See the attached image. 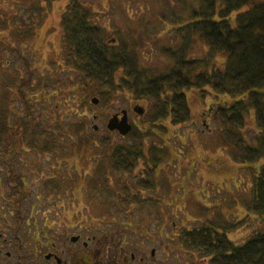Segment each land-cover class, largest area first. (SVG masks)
<instances>
[{
  "label": "rangeland",
  "instance_id": "374dc122",
  "mask_svg": "<svg viewBox=\"0 0 264 264\" xmlns=\"http://www.w3.org/2000/svg\"><path fill=\"white\" fill-rule=\"evenodd\" d=\"M67 1L0 0V16L4 17L0 18V25L16 26L19 24L16 16L18 13L23 15L22 18L26 17V22L28 19L32 20V25L40 21L41 50L40 52H29L27 48L25 49L28 64L32 63L33 57L37 55L41 65V75L47 76L54 74L49 64L50 61L55 60L58 63L57 84L54 83L52 88L46 87L42 90L45 96L52 94L56 95L57 99L51 97L46 102L43 99H31L34 104L31 106L32 114L28 117H35V119L24 118L31 125L38 123L40 127L53 132L54 145L59 148L58 152L52 150L39 154L28 147L26 144L28 138L24 137L20 143L21 146L9 152L12 155L10 160H13L10 170L16 174L21 170V174L24 175L23 185L15 183L16 188L24 189L22 194L24 198L16 200V203L11 202L9 190L14 184L7 183L5 180L7 177L0 173V186L3 189V195H0V246L3 253L0 255V264H45L42 254L49 247L44 248L40 244L45 245V240L49 236L52 239L56 234L54 228H42V224L44 222L47 227L50 226L52 220H56L55 214L59 215L63 209L68 213L85 214L86 212L91 220V227L94 230L97 229L96 224H92L98 218L93 214L95 213L93 206L97 209L99 205L96 199L93 200L98 191L97 185L91 183L92 179H98L95 177L93 162L104 159L102 149L106 146L121 147V150H124V146H129L128 139L126 140L115 131L106 129V123L112 115L121 110L127 111L128 121L132 126L134 124L142 126L143 119L146 117L148 102L138 100L139 98L133 94L126 92L111 94L112 97L105 96L104 99L107 100H103L102 103L99 104L98 100L97 104L90 105L88 104L90 98H86L85 92L76 90V86H64L68 77L72 79L76 75V70L64 64L59 66L62 60V35L59 26L61 13ZM81 1L92 7L90 12L94 14L97 24L102 25L101 21L104 23L109 33L107 38L111 42L121 37L128 44L136 47L139 63L142 66L154 72H163L167 69L168 59L160 53V48L174 45L176 40L167 36L169 33H165L169 25L164 23V20H160L159 4L156 0ZM40 5L42 6V19L39 20L37 16L29 18L32 11ZM146 27L156 32L154 39L149 38ZM10 38L6 59L11 63V67L0 71L2 72L0 74L5 73V77H11L12 87L7 88L0 84V96L9 92L6 90L12 89L11 96L17 97L23 92L21 89L17 91L19 78L16 79L17 71L12 66L15 64L22 66L23 63L22 59L17 58L18 41L15 36L13 39ZM199 44L197 42L194 46L192 53L194 57H201L204 53ZM220 56L214 61L215 65L224 61L225 55L222 58ZM33 79L35 81L34 77L31 80ZM22 89L33 92L29 87L22 86ZM258 90L264 93V85ZM209 93V95L202 96L197 89L185 91L191 112L190 120L187 122L189 127L174 128V126L163 123L168 127L167 132L161 135V143L154 142L159 151L163 149L160 153L163 162L156 163L152 168V179L154 180L151 187V203L148 204L146 202L148 200L145 202L141 200L138 204L142 206L141 214L136 216L134 221L138 229L136 234L138 240L149 238L148 242L153 240V245L170 241V239L179 240L181 231L198 228L201 224H207L213 220L225 227L237 225L235 229L225 230L235 244H239L241 238L247 233L245 225L249 224L250 219L254 217L248 214L246 206L252 197L249 164L235 163L230 159L226 147L221 143L219 130L209 116L210 108L215 106L213 99L216 104L229 105L231 101L244 97L215 94L211 91ZM92 97L99 99L98 95ZM22 102L21 99H11L10 108L14 109V115L12 114L9 120L12 122L14 117H17L19 121L21 116L27 115ZM136 105L144 109L140 116L132 111ZM245 120L244 134L249 137L257 131L254 111L250 106ZM72 127L83 128L80 131V139L82 142L85 141L84 146L77 142L79 135L71 129ZM145 139V147L151 145L149 141L152 139L159 140L158 138L148 140L147 137ZM105 140H109L110 144H105ZM50 153L56 154V160ZM58 162L60 164H57ZM104 167L105 163L100 168L102 173ZM2 168L7 169L8 167L2 166ZM54 173L57 174L56 182L60 186L56 193L50 191L46 185L47 179ZM91 175L93 178H90ZM69 178H73V181ZM77 197L83 203L78 210L75 204ZM242 216H245V220L240 224ZM44 235L47 237L44 238ZM35 237L39 240L36 244L33 241ZM6 252H9V257L6 256ZM176 252L170 253L169 260H167L169 264L191 263L188 255L177 259Z\"/></svg>",
  "mask_w": 264,
  "mask_h": 264
},
{
  "label": "trees",
  "instance_id": "16d2710c",
  "mask_svg": "<svg viewBox=\"0 0 264 264\" xmlns=\"http://www.w3.org/2000/svg\"><path fill=\"white\" fill-rule=\"evenodd\" d=\"M156 1L160 20L169 25L165 33L176 40L174 45L160 48V53L168 59L167 69L163 72L142 66L136 47L125 39L119 37L111 42L107 38L106 26L102 21L103 26L95 22L94 14L90 12L92 7L88 4L81 0H68L61 13L62 60L59 66L64 64L76 70L74 78L68 77L64 86H76V90L85 92L90 105L93 95L99 96L96 100L100 104L107 100L105 96L112 97L111 94L119 92L133 94L138 100L148 102L142 126L134 124L124 137L131 147L124 150L109 146L103 148L104 159L98 160L93 167L98 179L91 180V183L97 185L100 177L118 166L122 170L131 168L140 161L146 148L152 154L154 165L162 163L160 153L163 149L159 151L154 142L161 143V135L167 132L168 127L163 123L174 128L189 127L187 122L191 112L185 91L197 89L202 96L209 95L210 91L241 95L243 99L233 100L229 105L216 104L213 99L215 106L210 108L209 116L219 130L221 143L230 159L235 163L249 164L252 197L246 206L248 214L254 217L245 225L247 233L239 244H235L225 232L235 229L236 224L225 227L214 220L198 228L181 231L179 240L185 241L199 256L208 257L210 264H264V93L258 90L264 85V0ZM16 16L21 18L23 15L18 13ZM30 16L41 20L42 6L36 7ZM146 32L150 39H154V30L146 27ZM14 35L18 40L31 37L30 33L23 34L22 30ZM197 42L204 52L201 57L192 55ZM223 55L224 61L215 65L217 57L222 58ZM49 64L54 68L55 79L42 75V90L57 84L58 63L51 61ZM12 81L5 77L1 84L11 88ZM22 86L26 85H19L17 91L22 90ZM11 90H6L9 91L3 96L6 99H0V145H19L26 137V144L32 149H38L41 154L51 152L55 142L53 132L38 123L31 125L24 118L35 119L28 117L34 104L31 99H21L26 116H21L19 121L17 117L13 122L9 120L14 115V109L10 108ZM249 106L254 111L257 131L247 137L244 128ZM71 129L79 135L77 142L84 146L85 141L80 139L83 128ZM146 137L159 140L152 139L149 141L151 145L145 147ZM105 141V144H110L109 140ZM103 163L105 172L102 173ZM244 217H241L240 224L244 223Z\"/></svg>",
  "mask_w": 264,
  "mask_h": 264
},
{
  "label": "flooded vegetation",
  "instance_id": "af4514ba",
  "mask_svg": "<svg viewBox=\"0 0 264 264\" xmlns=\"http://www.w3.org/2000/svg\"><path fill=\"white\" fill-rule=\"evenodd\" d=\"M30 17L31 16H29V18ZM0 18L4 17L0 16ZM25 19L26 17L18 18L19 24L16 26L9 24L0 25V71H5L7 67H11V63L6 59L9 37L13 39V36H15L14 34L18 30H22L23 34H31V37L26 36L24 40H18L15 36L19 45L17 58L22 59L23 64L22 66L15 64L12 68L17 71L16 79L19 78V82L17 83L18 86L26 85L23 87H29L33 92L22 89L21 91L23 93L21 95L17 97L11 96L10 99H51V97L57 99L56 95L50 94L45 96L42 94V88L40 87V80L42 78L41 65L37 55L33 57L32 63L30 64H28L26 60V48L29 52H40L42 35L41 25H39L40 21H38L36 25H32V20L28 19L26 22ZM22 20H24V22H22ZM5 35L7 37H5ZM49 76L51 80L55 79V74H50ZM3 77L5 78V73L3 75L0 74V84L3 83L1 82L3 81ZM33 77L35 81L34 79L33 81L31 80ZM9 78L11 79V77ZM0 99L6 98L0 96ZM19 145L21 146V144ZM19 145H0V173L7 177L5 179L7 183H10V185L11 183L14 184L11 190H9V197L13 203H16V200L24 198L22 195L24 189L22 190V187L18 189L15 186V183L23 185L25 182L24 175L21 174L22 171L19 170L16 174L13 173V170H10L11 164L13 165V160H10L12 155L9 152H12ZM28 147L32 149L30 146ZM124 147L127 148V146ZM32 150L34 152H39L38 149ZM52 150L58 152L59 148L53 145ZM146 150L149 149L146 148L145 152L143 151L142 157L146 160L140 158V161L131 168L126 167L127 170H122L120 169L121 166H118L117 169L109 171L108 175L102 176L98 180L96 186L98 191H96L97 193L93 197V200L96 199L95 201L99 203V205L97 203V209L93 206L95 211L93 214L98 216V218H96L97 221L92 223L96 224V230L91 227V220H89V216L86 212L85 214H80L79 212L68 213L63 209L59 215L58 213L55 214L56 220H52L50 226L47 227L43 222L42 228H54V233L56 234L55 237H52L53 240L50 239L49 236V238L45 240V245L40 244L41 247H49V249L42 254V259L45 261V264H169L167 260H169L170 253L174 251H177V259L180 256L183 257V255H188L191 262L190 264H209L207 257L199 258L197 256L198 254L191 250L190 247H188L189 245L185 244V241H173V239H170V241L159 242L153 245V240L148 242V240H150L149 238L142 240L137 239L136 234L138 229L134 221L136 220L135 217L139 216L142 211V206L138 204L141 200L143 202L148 200L146 202H148V204L151 203V187L154 180L152 179V168L154 165L152 154ZM120 155L121 154H118L119 157ZM51 156L56 160V154H52ZM57 164H60V162ZM2 166H7L8 168L3 169ZM90 178H93L92 175ZM56 180L57 174L54 173L47 179L46 183L48 189L54 191V193H56L60 187ZM66 180H68L67 177ZM69 180L73 181V178H69ZM64 182L68 184L66 181ZM2 190L0 186V195H3ZM75 200V204H77L76 210H78L79 206L83 203L80 201L79 197ZM66 205H68V201H66ZM86 205L89 204L86 203ZM2 216L4 217L5 215ZM35 227L38 226L35 225ZM161 228L162 227H160V229ZM43 234L46 235V232L43 231ZM45 235L44 238L47 237ZM33 241L35 244L39 242L38 237L33 238ZM2 254V247L0 246V255ZM6 256L9 257V252H6Z\"/></svg>",
  "mask_w": 264,
  "mask_h": 264
},
{
  "label": "water",
  "instance_id": "95a60500",
  "mask_svg": "<svg viewBox=\"0 0 264 264\" xmlns=\"http://www.w3.org/2000/svg\"><path fill=\"white\" fill-rule=\"evenodd\" d=\"M98 100L96 98H92V103L97 104ZM133 111H135L138 115H142L144 109L140 106H134ZM106 127L109 130L116 129L121 135H125L127 132L130 131L131 125L128 123L127 113L125 110L121 111V117L118 118L117 115H113L107 122ZM96 129V126H94Z\"/></svg>",
  "mask_w": 264,
  "mask_h": 264
}]
</instances>
